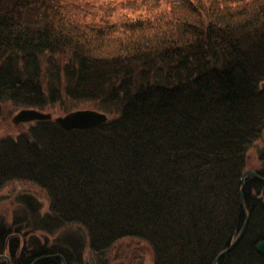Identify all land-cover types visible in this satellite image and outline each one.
Instances as JSON below:
<instances>
[{
    "label": "trees",
    "instance_id": "16d2710c",
    "mask_svg": "<svg viewBox=\"0 0 264 264\" xmlns=\"http://www.w3.org/2000/svg\"><path fill=\"white\" fill-rule=\"evenodd\" d=\"M122 1L0 0V116L108 115L0 135V191L47 201L0 197L10 264H121L124 239L152 264H211L243 224L242 173L264 178V0ZM242 199L245 231L216 264H264V182L245 177Z\"/></svg>",
    "mask_w": 264,
    "mask_h": 264
},
{
    "label": "water",
    "instance_id": "95a60500",
    "mask_svg": "<svg viewBox=\"0 0 264 264\" xmlns=\"http://www.w3.org/2000/svg\"><path fill=\"white\" fill-rule=\"evenodd\" d=\"M262 87L264 88V82L262 83ZM54 120L59 126H61L65 130H72V129H84V128H91L98 126L104 122L107 121L108 116L106 113L96 110V109H75L71 110L64 115H59L53 117L51 113L45 112L42 110H38L35 108H21L19 109L11 118V121L14 125L18 124H24L32 121H42V120ZM245 177H253L257 180H260L264 182V178L259 176L254 170L247 169L243 172L241 176V190H240V205L242 209V213L244 216V221L241 226V229L236 236V238L228 245V247L221 251L212 261L211 264H216L217 260L222 257L224 254L229 252L236 244L237 242L241 239L247 222H248V215L247 211L245 209L243 199H242V189H243V182ZM256 250L264 255V240H261L260 242L257 243L256 245ZM53 256H58L62 260V264H66L65 258L60 255H42L37 258H35L30 264H36L37 262L53 257ZM0 258L6 259L7 264H9V259L5 255H1Z\"/></svg>",
    "mask_w": 264,
    "mask_h": 264
},
{
    "label": "rangeland",
    "instance_id": "374dc122",
    "mask_svg": "<svg viewBox=\"0 0 264 264\" xmlns=\"http://www.w3.org/2000/svg\"><path fill=\"white\" fill-rule=\"evenodd\" d=\"M123 1H124V3L132 2V0H123ZM144 1H146L147 3L151 2V0H144ZM60 108H62V107L56 106L55 109H53L52 111L51 110H45V112L51 113L53 117L59 116V115H64L65 113H67L65 111H62ZM86 108L95 109L89 105H81V106L74 108L73 110H75V109H86ZM8 110H9V106L5 107L3 110L2 116H0V135L3 133H6V132H10L11 130H22L25 127V123L14 125L11 121L12 116L18 110L15 112L8 111ZM250 152L254 153V151H252V149L250 150ZM256 161H257V159L255 160V156L249 154L250 166L253 165V163ZM15 188L16 187L14 186V184L9 185V186H5L0 191V197L7 199L8 197L13 195L14 190H17V191L21 190L23 192L24 191L30 192L32 194H35L36 197H38L42 201L43 211L46 210L47 201L44 198L41 190H38L35 186L29 185V184L18 185V188L17 189H15ZM0 204H1L0 213L9 214L14 207V205L11 201H8L6 203L0 202ZM86 256H88L87 251H86ZM109 256L113 262L117 261V262H121V264H152V254H151L149 248L147 247V245L141 243L138 240L124 239V240L119 241L116 245H113L111 247V249L109 250ZM90 262L92 263L93 261H90ZM5 264H7V262ZM9 264H10V260H9Z\"/></svg>",
    "mask_w": 264,
    "mask_h": 264
},
{
    "label": "bare ground",
    "instance_id": "6f19581e",
    "mask_svg": "<svg viewBox=\"0 0 264 264\" xmlns=\"http://www.w3.org/2000/svg\"><path fill=\"white\" fill-rule=\"evenodd\" d=\"M243 174V173H242ZM242 176V175H241ZM240 179H241V177H240ZM243 184H244V182H243Z\"/></svg>",
    "mask_w": 264,
    "mask_h": 264
}]
</instances>
